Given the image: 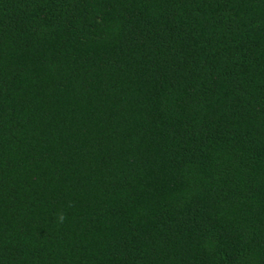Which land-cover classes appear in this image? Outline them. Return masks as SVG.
I'll return each instance as SVG.
<instances>
[{
	"label": "trees",
	"instance_id": "16d2710c",
	"mask_svg": "<svg viewBox=\"0 0 264 264\" xmlns=\"http://www.w3.org/2000/svg\"><path fill=\"white\" fill-rule=\"evenodd\" d=\"M0 264H264V0H0Z\"/></svg>",
	"mask_w": 264,
	"mask_h": 264
},
{
	"label": "clouds",
	"instance_id": "9594fccd",
	"mask_svg": "<svg viewBox=\"0 0 264 264\" xmlns=\"http://www.w3.org/2000/svg\"><path fill=\"white\" fill-rule=\"evenodd\" d=\"M64 219H65V216H64V214L63 213H61L59 216H58V220H59V222H63L64 221Z\"/></svg>",
	"mask_w": 264,
	"mask_h": 264
}]
</instances>
